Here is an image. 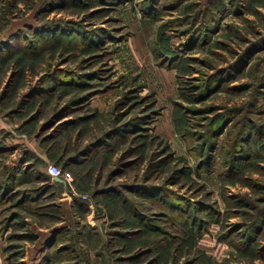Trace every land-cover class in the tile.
Instances as JSON below:
<instances>
[{"label": "rangeland", "instance_id": "374dc122", "mask_svg": "<svg viewBox=\"0 0 264 264\" xmlns=\"http://www.w3.org/2000/svg\"><path fill=\"white\" fill-rule=\"evenodd\" d=\"M0 264H264V0H0Z\"/></svg>", "mask_w": 264, "mask_h": 264}, {"label": "built area", "instance_id": "2783aa9c", "mask_svg": "<svg viewBox=\"0 0 264 264\" xmlns=\"http://www.w3.org/2000/svg\"><path fill=\"white\" fill-rule=\"evenodd\" d=\"M47 173L51 176V179L54 181V177H60L63 182H67L71 179L68 173L61 170V168L54 163H50L47 167Z\"/></svg>", "mask_w": 264, "mask_h": 264}, {"label": "trees", "instance_id": "16d2710c", "mask_svg": "<svg viewBox=\"0 0 264 264\" xmlns=\"http://www.w3.org/2000/svg\"><path fill=\"white\" fill-rule=\"evenodd\" d=\"M62 170V169H61ZM44 179L47 181V180H50L51 179V176L47 173L44 175ZM54 182H57V183H60L59 181H56L54 180Z\"/></svg>", "mask_w": 264, "mask_h": 264}, {"label": "water", "instance_id": "95a60500", "mask_svg": "<svg viewBox=\"0 0 264 264\" xmlns=\"http://www.w3.org/2000/svg\"><path fill=\"white\" fill-rule=\"evenodd\" d=\"M53 179L59 182H63V180L60 177H54Z\"/></svg>", "mask_w": 264, "mask_h": 264}]
</instances>
